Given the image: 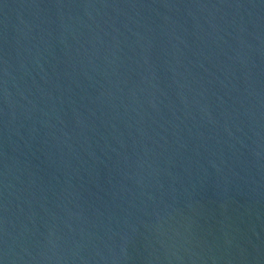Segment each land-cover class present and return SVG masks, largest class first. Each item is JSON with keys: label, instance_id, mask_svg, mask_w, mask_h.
<instances>
[{"label": "water", "instance_id": "1", "mask_svg": "<svg viewBox=\"0 0 264 264\" xmlns=\"http://www.w3.org/2000/svg\"><path fill=\"white\" fill-rule=\"evenodd\" d=\"M0 264H264V0H0Z\"/></svg>", "mask_w": 264, "mask_h": 264}]
</instances>
